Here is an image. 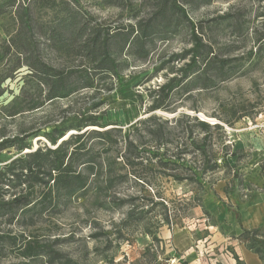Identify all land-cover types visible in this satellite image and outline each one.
<instances>
[{
    "label": "rangeland",
    "instance_id": "rangeland-1",
    "mask_svg": "<svg viewBox=\"0 0 264 264\" xmlns=\"http://www.w3.org/2000/svg\"><path fill=\"white\" fill-rule=\"evenodd\" d=\"M29 1L25 3L29 4L37 26L34 32L42 59L60 70L67 68L70 64L67 57L49 49L39 30L42 28L47 33L55 25L62 16L59 9L67 0H55L57 5L52 8L40 7L38 3ZM130 1L131 6L126 10L104 6L98 0H78L77 6L103 26L110 27L133 21L136 13L144 16L149 10V1L152 2ZM23 2L0 0V46L14 34L17 28L15 11ZM186 11L195 24L202 22L210 27L205 31V38L213 44L218 57L230 60L228 66L231 71L224 81L215 79V86L208 89L179 88L164 104L166 109L149 111L151 100L147 92L161 84L167 74V70L154 73L155 67L171 54L180 53L190 46L189 35L183 30L168 41L158 43L146 62L129 60V67L120 78L101 81L99 96L92 99L93 91H88L10 118L2 108L19 94L27 74L26 68H22L0 85L4 91L0 97V141L2 136L12 138L25 133L33 150L42 144L48 145L42 136L45 127L49 129L60 122L68 112L79 113L91 102H98L99 98L100 111L105 114L102 120L105 129L114 131L119 128L123 137L128 136L138 123L153 115L166 119H173L177 115L195 116L207 120L209 124L219 123L223 126V141L215 147L218 169L213 174L203 176L202 180L207 183L205 188L187 181H174L164 176L157 167L151 169L146 164L130 167L121 158H116L117 151L112 150L106 156L102 154V158L113 168L114 187L104 188L102 178L95 182L90 177L84 191L85 203L81 198L69 203L67 199L55 200V206L42 214H39L37 207L26 215L27 220L31 218L32 226L0 224V231L11 234L17 241L16 246H2L0 264H26L27 261L19 256L17 249L22 241L20 236L27 240H55L54 249L78 264H180L181 256L165 247L162 239L167 237L171 240L174 234L190 230L195 234V245L199 246L196 249L198 260L205 263V259L215 258L219 254V246H228L233 239L228 222L220 214L234 205L245 206L253 196L264 199V47L257 52L253 33L260 22L257 16L264 12V2L212 0L210 4L194 10L187 7ZM227 12L245 14L246 29L243 33L214 26L213 18ZM17 61L18 55L14 53L3 58L0 61V77L7 74ZM179 65L169 66L177 68ZM111 83L112 89L106 92L104 88ZM72 134L75 132H69L63 139L67 140ZM115 135L113 132L109 138ZM92 142L96 141H89L88 145ZM102 148L105 145H96L93 153L101 152ZM17 156L13 149L0 152V166ZM191 156L189 154L187 158ZM222 156H226V163ZM119 174L124 176L122 180L115 177ZM183 176H190V172ZM96 196L125 200L126 204L112 210L92 208L90 203ZM162 205L168 210L169 226L161 224L157 228L150 227L151 223L162 220ZM131 207L144 219L143 223H123ZM204 210L209 215H205ZM147 229H150V233H147ZM261 230L264 235V227ZM153 236L161 242H154ZM212 245L214 247L208 249Z\"/></svg>",
    "mask_w": 264,
    "mask_h": 264
},
{
    "label": "trees",
    "instance_id": "trees-1",
    "mask_svg": "<svg viewBox=\"0 0 264 264\" xmlns=\"http://www.w3.org/2000/svg\"><path fill=\"white\" fill-rule=\"evenodd\" d=\"M28 1L24 0L16 8L17 28L9 40L0 46V61L11 53L18 55L17 64L0 77V85L12 78L13 74H18L22 68L27 71L19 94L2 108L10 118L88 91H93L90 97L92 99L99 96L101 81L120 78L122 72L129 67V60L146 62L158 43L168 41L183 30L189 35L190 46L180 53L171 54L155 67L154 73L167 70V74L161 84L147 92L151 100L150 112L166 109L164 104L170 100L175 90L212 88L215 86V79L224 81L231 71L228 66L230 60L218 57L213 44L205 38V31L210 27L204 26L202 22L195 24L186 11L187 7L194 10L210 4L212 0H151L144 16L136 13L133 21L110 27L103 26L93 16L81 11L77 6L78 0H67L59 9L62 16L55 25L47 33L39 28L47 47L65 55L68 63L70 62L67 68L61 70L46 63L41 57V48L34 32L37 26L29 4L25 3ZM98 1L104 6L121 10L131 6L130 0ZM29 2L47 8L57 5L55 0ZM244 16L245 14L227 12L212 21L216 27L232 28L234 32L241 34L246 29ZM257 18L260 22L253 33L256 50L260 52L264 47V12ZM170 64L180 65L176 68L169 66ZM169 74L172 77H168ZM112 87L111 83L104 90L108 92ZM3 92L0 88V97ZM100 103L99 98L98 102H91L79 113L68 112L60 122L49 129L45 127L42 136L48 145L42 144L34 150L25 133L12 138L1 137L0 152L13 149L18 156L0 166V224L32 226L34 224L31 218L27 220L26 215L37 207L39 214H42L55 206V200L67 199L69 203L81 198L85 203L84 191L90 177L95 182L102 178L101 185L104 184V188L114 187L113 168L102 158V154L106 156L112 150L117 151L116 158H121L130 167L143 164L151 169L157 167L164 176L177 182L195 183L201 189L207 184L202 180L203 176L213 174L218 169V152L215 147L223 141L221 124L212 125L195 116L177 115L173 119H166L153 115L138 123L128 136L123 137L119 128L114 131L105 129L106 126L102 123L105 114L100 111ZM71 131L75 134L58 143ZM113 132L116 135L110 139ZM92 140L96 142L88 145ZM96 145H105V148L99 153H93ZM189 154L192 156L187 158ZM222 157L226 163V156ZM179 169L181 173L174 172ZM166 171L171 173L167 174ZM187 172H190V176H183ZM115 177L122 180L124 176L119 174ZM125 204V200L99 196L90 203L92 208L102 210L119 209ZM162 206V220L151 223L150 227L157 228L161 224L169 226L171 220L168 210L166 206ZM228 210L229 208L226 211ZM203 212L209 215L206 210ZM143 220L131 207L126 212L123 223L138 224L143 223ZM236 220L240 222L238 213ZM147 231L150 233V229ZM3 232L0 231V250L5 244L16 246V238ZM20 237L22 241L17 249L19 256L27 261L26 264H41L43 260V264H78L68 255L54 249L55 240L38 241ZM238 239L249 251L264 260V235L260 228L242 230ZM152 240L161 242L155 236ZM179 262L187 264L183 260ZM236 264H239L237 258Z\"/></svg>",
    "mask_w": 264,
    "mask_h": 264
},
{
    "label": "crops",
    "instance_id": "crops-1",
    "mask_svg": "<svg viewBox=\"0 0 264 264\" xmlns=\"http://www.w3.org/2000/svg\"><path fill=\"white\" fill-rule=\"evenodd\" d=\"M236 213L240 216V222L236 220ZM220 217L225 219L230 226V234L233 239L227 244V247L236 256L238 263L264 264V260H261L257 254L249 251L244 243L238 239L242 230L261 229V227H264V199L259 196H253L245 206L234 205L233 207H229L228 211L220 214ZM194 235V232L190 230L174 234L171 240L167 237L162 240L165 247L174 250L187 264H224V260L219 255H216L215 258L205 259V263H201L196 253V249L199 246L195 245ZM213 247L214 245L208 246V249L211 250Z\"/></svg>",
    "mask_w": 264,
    "mask_h": 264
},
{
    "label": "built area",
    "instance_id": "built-area-1",
    "mask_svg": "<svg viewBox=\"0 0 264 264\" xmlns=\"http://www.w3.org/2000/svg\"><path fill=\"white\" fill-rule=\"evenodd\" d=\"M217 250L219 252L218 255L224 260V264H234L236 262L235 255L228 249L227 246H219Z\"/></svg>",
    "mask_w": 264,
    "mask_h": 264
},
{
    "label": "water",
    "instance_id": "water-1",
    "mask_svg": "<svg viewBox=\"0 0 264 264\" xmlns=\"http://www.w3.org/2000/svg\"><path fill=\"white\" fill-rule=\"evenodd\" d=\"M201 121H205V122H208L207 120H201ZM209 123V122H208ZM213 124H216V123H213ZM212 124V125H213ZM65 139V138H64ZM64 139L60 140L58 143H60L61 141H63Z\"/></svg>",
    "mask_w": 264,
    "mask_h": 264
}]
</instances>
